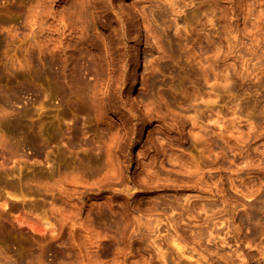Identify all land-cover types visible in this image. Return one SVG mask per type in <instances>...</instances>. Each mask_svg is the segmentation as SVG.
Instances as JSON below:
<instances>
[{
    "label": "rangeland",
    "instance_id": "rangeland-1",
    "mask_svg": "<svg viewBox=\"0 0 264 264\" xmlns=\"http://www.w3.org/2000/svg\"><path fill=\"white\" fill-rule=\"evenodd\" d=\"M0 264H264V0H0Z\"/></svg>",
    "mask_w": 264,
    "mask_h": 264
},
{
    "label": "bare ground",
    "instance_id": "bare-ground-1",
    "mask_svg": "<svg viewBox=\"0 0 264 264\" xmlns=\"http://www.w3.org/2000/svg\"><path fill=\"white\" fill-rule=\"evenodd\" d=\"M170 3H171V2H170ZM173 5H175V4L172 3L171 6H173ZM174 7H175V6H174ZM174 7L172 8V11H173V12H174V10H175ZM169 10H171V8H170ZM176 11L178 12V10H176ZM176 11H175V12H176ZM177 12H176V13H177ZM141 16H142V15H141ZM143 16H144V14H143ZM143 16H142V18H144ZM145 17H146V16H145ZM144 19L146 20V18H144ZM120 21H121V20H120ZM175 23H177V21H176ZM63 26H64V25H63ZM63 26H62V27H63ZM64 27H65V26H64ZM64 27H63V28H64ZM70 27H71V26H70ZM63 28H62V29H63ZM66 28H67V26H66ZM72 28H73V27H72ZM72 28H71V29H72ZM73 29H74V28H73ZM73 29H72V30H73ZM146 29H147V26H146ZM62 31H64V30H62ZM66 31H67V30H66ZM74 31H75V30H74ZM146 31L149 32V31H150L149 28H148V30H146ZM72 32H73V31H72ZM72 32H71V33H72ZM64 33H65V32H64ZM64 33L62 32L61 34L63 35ZM69 33H70V32H68V34H69ZM72 35H73V36H72ZM152 35H153V34H152ZM152 35H151V36H152ZM65 36H67V35H65ZM69 36L74 37V32H73L72 34H70ZM69 36H68V37H69ZM71 37H70V38H71ZM67 39H68V38H67ZM67 39H66V40L64 39V41H67ZM58 40H59V39H58ZM61 40H62V39H61ZM70 40H71V39H70ZM64 41H63V45L65 44ZM146 41H148V39H147ZM60 42H61V41H59V43H60ZM67 43H68V42H67ZM59 46H60V45H59ZM61 46H62V44H61ZM62 47H63V46H62ZM60 49H61V48H60ZM61 50H62V49H61ZM161 51H163V50H161ZM149 54H151V52H150ZM149 60H150V59H149ZM79 70L81 71V69H79ZM73 71H74V69H73ZM73 71H71V72L75 74L78 70L76 69V71H74V72H73ZM80 71H79V72H80ZM79 72H77L76 77L74 76V74L71 73L72 75H71L70 77H73V78L75 77V78H76V79L74 78L75 81H76V80H79V79H77V77L79 78V76H81V75L78 74ZM66 73H67V72H66ZM66 73L64 72L65 76H63V77H66V76L68 75V73H67V74H66ZM81 73H82V72H81ZM81 73H80V74H81ZM69 74H70V73H69ZM77 75H78V76H77ZM70 77H69V78H70ZM81 77H82V76H81ZM67 78H68V77H67ZM67 78L64 79L65 82H67V81H66ZM69 78H68V79H69ZM70 79H71V78H70ZM72 80H73V79H71V82H72ZM81 81H82V79H81ZM83 81H84V80H83ZM146 81H147V80H146ZM76 82H77V81H76ZM67 83H69V82H67ZM78 83H79V82H78ZM82 83H83V82H82ZM144 83H145V82H144ZM144 83H143V84H144ZM146 83L149 84L148 82H146ZM146 83H145V85H146ZM73 84H74V82L72 83V85H73ZM75 84H76V83H75ZM86 84H87V83H85V86H86ZM78 86H79V85H78ZM83 86H84V84H83ZM146 86H147V85H146ZM146 96H148V95H146ZM148 98H149V97H148ZM147 100H149V99H147ZM251 213H252V212H251ZM249 214H250V213H249ZM252 214H253V213H252ZM250 215H251V214H250ZM250 215H248V216H250ZM251 216H252V215H251ZM254 217H255V216H254ZM173 238L175 239V237H172V239H173ZM175 240H176V239H175ZM176 243H178V242H176ZM175 245H179V244H175ZM178 248H179V247H178ZM180 249H182V247H181ZM190 250H191V249H190ZM181 251H182V250H181ZM183 251H184V249H183ZM188 251H189V250H188ZM191 251H192V250H191ZM188 254L190 255L191 253L188 252ZM190 256H191V255H190ZM201 256L203 257V255H201ZM191 257H192V256H191ZM198 259H199V258H198ZM196 260H197V259H196Z\"/></svg>",
    "mask_w": 264,
    "mask_h": 264
}]
</instances>
